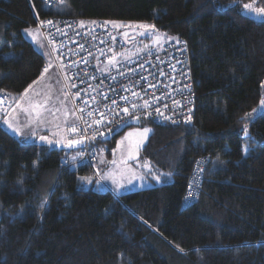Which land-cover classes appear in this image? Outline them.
<instances>
[{"label": "trees", "instance_id": "obj_1", "mask_svg": "<svg viewBox=\"0 0 264 264\" xmlns=\"http://www.w3.org/2000/svg\"><path fill=\"white\" fill-rule=\"evenodd\" d=\"M252 1L264 7V0H0V93L13 101L0 120L42 73L46 53L23 31L45 16L149 22L185 44L195 100L188 124L139 121L151 129L139 158L163 181L119 193L99 189L96 164L93 178L86 164H63L77 148L22 140L0 123V264H264V111L251 114L264 95V20L246 14ZM109 135L95 147L113 144L118 134ZM201 156L208 159L201 185L186 205L185 184Z\"/></svg>", "mask_w": 264, "mask_h": 264}, {"label": "built area", "instance_id": "obj_2", "mask_svg": "<svg viewBox=\"0 0 264 264\" xmlns=\"http://www.w3.org/2000/svg\"><path fill=\"white\" fill-rule=\"evenodd\" d=\"M43 1L54 5L63 0ZM106 22L101 18H37L47 56L42 70L54 69L61 78L74 115L67 139L82 143L73 158L65 157L62 162L71 167L88 165L92 178L97 177L95 139L130 121L188 124L195 115L185 44L165 41L125 56L129 49L122 35L113 23ZM12 103L8 94L0 93L1 114ZM207 160L201 156L193 163L182 195L186 205L197 198Z\"/></svg>", "mask_w": 264, "mask_h": 264}, {"label": "rangeland", "instance_id": "obj_3", "mask_svg": "<svg viewBox=\"0 0 264 264\" xmlns=\"http://www.w3.org/2000/svg\"><path fill=\"white\" fill-rule=\"evenodd\" d=\"M247 5H251V8H245L246 14L264 20V13L259 12L264 7L257 5L254 1ZM113 24L119 30L129 49L125 56L143 52L162 42L175 39L174 36L157 30L149 22L119 20ZM23 35L36 50L45 55L42 37L36 28L24 30ZM130 37L135 38L129 40ZM35 81L38 83H32L31 89L27 87V94L24 90L16 96L14 106L5 117L1 118V125L22 140L33 138L35 142L52 148L69 145L66 133L74 122V115L64 93L61 78L55 70L49 69L43 78L40 74ZM262 100H264V95L255 111L251 113L252 116L264 111V105H261ZM37 103L44 105V108L38 110L39 115H37V110L30 108V105ZM45 108L51 111H46ZM145 129L148 131L145 132ZM150 130L148 125L130 126L116 136L113 144L106 141L96 145L98 151L96 169L100 176V181L97 182L99 189H110L118 193L123 190L145 188L155 182L163 181L161 174L159 175L149 162L139 158L140 148L147 141ZM41 137L46 139H41ZM67 155L73 158L76 150L67 151Z\"/></svg>", "mask_w": 264, "mask_h": 264}, {"label": "snow or ice", "instance_id": "obj_4", "mask_svg": "<svg viewBox=\"0 0 264 264\" xmlns=\"http://www.w3.org/2000/svg\"><path fill=\"white\" fill-rule=\"evenodd\" d=\"M244 7H245V8H251V5H245ZM259 12L264 13V9H260ZM48 23H52V22L49 21ZM106 23H114V22H106ZM81 25L83 26V21H81ZM49 67H51V66L49 65ZM48 70H49L48 68H44V69H43V71H42V73H41V78H43L44 74L47 73ZM37 83H38V81H33V84H37ZM32 87H33V85H29V89H31ZM27 92H28V89H25V94H27ZM37 94H38V93H37ZM261 105H264V100L261 101ZM30 108H31L32 110H37V115H39V111H38V110L41 109V108H44V105L41 104V103H37V104H35V105H30ZM45 110H46V111H51L50 109H46V108H45ZM125 111H127V109H125ZM254 111H255V110H254ZM89 115H91V113H89ZM9 127H11V125H9ZM72 131L75 132V131H76V128L73 127V128H72ZM144 131L147 132L148 129H145ZM245 132H247L246 129H245ZM41 139H46V138H45V137H41ZM49 143H52V141H49ZM72 143H75V142H72V141L69 142L70 145H71ZM180 250L183 251V249H180Z\"/></svg>", "mask_w": 264, "mask_h": 264}, {"label": "water", "instance_id": "obj_5", "mask_svg": "<svg viewBox=\"0 0 264 264\" xmlns=\"http://www.w3.org/2000/svg\"><path fill=\"white\" fill-rule=\"evenodd\" d=\"M135 37H130V39H134ZM139 122L138 121H130L127 122L125 124H123L122 126H120L119 128H117L116 130H114L109 136L106 137V139H109L111 137H113L114 135L119 134L121 131H123L125 128L130 127V126H138ZM82 146V143H74L71 145H66V146H59V148H63V149H76Z\"/></svg>", "mask_w": 264, "mask_h": 264}, {"label": "crops", "instance_id": "obj_6", "mask_svg": "<svg viewBox=\"0 0 264 264\" xmlns=\"http://www.w3.org/2000/svg\"><path fill=\"white\" fill-rule=\"evenodd\" d=\"M61 97L64 99V97H63V96H61ZM63 99H62V100H63ZM64 101H66V100H64ZM123 191H125V190H123ZM119 192H122V191H119ZM119 192H118V193H119Z\"/></svg>", "mask_w": 264, "mask_h": 264}]
</instances>
